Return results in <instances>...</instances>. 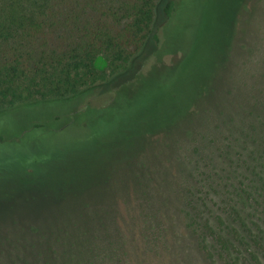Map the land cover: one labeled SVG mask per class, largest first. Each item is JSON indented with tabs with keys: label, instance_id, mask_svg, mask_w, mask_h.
<instances>
[{
	"label": "rangeland",
	"instance_id": "rangeland-1",
	"mask_svg": "<svg viewBox=\"0 0 264 264\" xmlns=\"http://www.w3.org/2000/svg\"><path fill=\"white\" fill-rule=\"evenodd\" d=\"M171 23L165 37L192 35L193 52L130 111L140 118L129 133L130 118L119 123L127 135L109 123L106 141L86 140L62 162L16 170L11 188L0 185V264H216L199 244L207 228L192 231L184 214L192 201L212 221L220 200L236 201L238 175L247 185L252 164L264 169V0H184ZM182 58L170 53L161 64ZM106 66L96 59L97 70Z\"/></svg>",
	"mask_w": 264,
	"mask_h": 264
},
{
	"label": "trees",
	"instance_id": "trees-1",
	"mask_svg": "<svg viewBox=\"0 0 264 264\" xmlns=\"http://www.w3.org/2000/svg\"><path fill=\"white\" fill-rule=\"evenodd\" d=\"M183 1L0 0L2 189L11 188L16 170L25 175L48 169L62 162L64 150L77 149L86 140L106 141L109 123L123 135L131 131V122L140 116L130 111L170 84L190 59L195 37L179 31L172 39L165 37ZM174 52L183 58L188 53V59L164 67L163 57ZM98 57L106 61V70L95 67ZM143 68L149 69L142 73ZM126 117L128 133H122L119 123ZM154 142L149 137L144 145ZM258 168L256 164L248 168L253 178L247 185L238 175L241 180L232 191L236 201L220 200L221 212L212 221L189 201L184 220L190 229L207 228L199 233V244L213 263L264 260V226L258 225L259 210L264 213V169ZM107 174L96 188L104 185ZM206 198L202 193L199 204L207 206Z\"/></svg>",
	"mask_w": 264,
	"mask_h": 264
}]
</instances>
